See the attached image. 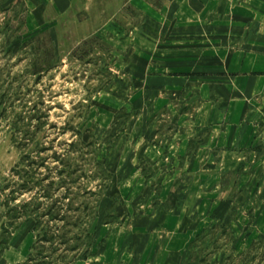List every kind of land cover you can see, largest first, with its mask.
Returning a JSON list of instances; mask_svg holds the SVG:
<instances>
[{
  "label": "rangeland",
  "instance_id": "obj_1",
  "mask_svg": "<svg viewBox=\"0 0 264 264\" xmlns=\"http://www.w3.org/2000/svg\"><path fill=\"white\" fill-rule=\"evenodd\" d=\"M41 162L111 173L76 264H264V0H0V264L35 241Z\"/></svg>",
  "mask_w": 264,
  "mask_h": 264
},
{
  "label": "trees",
  "instance_id": "obj_2",
  "mask_svg": "<svg viewBox=\"0 0 264 264\" xmlns=\"http://www.w3.org/2000/svg\"><path fill=\"white\" fill-rule=\"evenodd\" d=\"M34 116L37 117V121L41 118L40 115L34 114ZM42 125L39 122V127ZM24 126L27 127L28 124ZM25 134H29L28 129H25ZM74 135L81 137L84 147H92L91 149L94 151L96 147L94 133L91 132L89 140L84 139L85 141L83 140L84 133L80 128L75 130ZM69 145L75 149L77 141H72ZM55 158L60 160L58 155ZM58 163L59 165L51 169L45 167V162L32 164L31 166L36 167L37 175H43L42 172H38L39 169L44 167L48 169L47 174L38 181L34 180V177H29L33 171H25L28 178L21 185L20 196L25 193H31V196L22 203L23 212L19 213V219L28 216L34 218L35 241L23 264H76L93 253L96 242L94 226L100 214V199L111 181V173L104 162H92V166L90 165L88 169L90 172L93 170L91 176H87L86 171L76 162ZM92 176L101 181L97 184L96 190L88 188L85 182H81L86 178H92ZM46 182L47 184L44 185ZM36 189L39 190L36 192ZM61 189H64L65 192L60 193ZM111 215L115 219V216ZM212 232L213 230L205 233L191 244L189 253L192 258L196 259L199 253L205 251V240ZM7 234L9 237L0 250V261L9 246L12 232L8 231ZM222 237L229 241L233 240L232 234L225 228L210 237V240L214 241L212 245L214 248L212 247L209 252L210 261L212 257L216 256L219 249L225 247L226 244H218L219 238L221 241ZM205 257L200 260L202 264L206 262Z\"/></svg>",
  "mask_w": 264,
  "mask_h": 264
},
{
  "label": "crops",
  "instance_id": "obj_3",
  "mask_svg": "<svg viewBox=\"0 0 264 264\" xmlns=\"http://www.w3.org/2000/svg\"><path fill=\"white\" fill-rule=\"evenodd\" d=\"M77 263V262H76Z\"/></svg>",
  "mask_w": 264,
  "mask_h": 264
}]
</instances>
